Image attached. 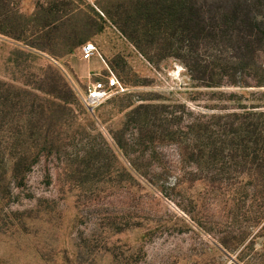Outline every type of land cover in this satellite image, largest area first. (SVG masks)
Wrapping results in <instances>:
<instances>
[{
    "label": "rangeland",
    "instance_id": "1",
    "mask_svg": "<svg viewBox=\"0 0 264 264\" xmlns=\"http://www.w3.org/2000/svg\"><path fill=\"white\" fill-rule=\"evenodd\" d=\"M140 2L0 0V264H264V168L224 126L264 87L204 86L194 43L137 49ZM89 41L128 88L93 112Z\"/></svg>",
    "mask_w": 264,
    "mask_h": 264
},
{
    "label": "trees",
    "instance_id": "2",
    "mask_svg": "<svg viewBox=\"0 0 264 264\" xmlns=\"http://www.w3.org/2000/svg\"><path fill=\"white\" fill-rule=\"evenodd\" d=\"M140 6L143 10L136 18L146 23L147 27L142 26L143 37H136L135 28L127 30L119 25L121 34L137 49L141 50L143 39L147 41L144 33L161 39L168 49L176 42L189 46L194 43L200 52L195 69L204 86L264 87V0H141ZM173 56L182 58L188 66L184 55ZM60 86L65 89V84ZM59 92L53 88L45 93L65 103ZM230 96L235 98L239 110L226 115L229 121L224 123L225 131L238 143L246 141L247 154L257 160L256 166L264 168V112L253 110L264 107V99L255 98L245 106L239 101L241 97ZM0 101L4 110L7 97L0 95ZM140 109L147 107L136 110ZM117 143L123 144L118 139ZM15 156L9 172L13 186H18L24 181L30 162L24 154Z\"/></svg>",
    "mask_w": 264,
    "mask_h": 264
},
{
    "label": "built area",
    "instance_id": "3",
    "mask_svg": "<svg viewBox=\"0 0 264 264\" xmlns=\"http://www.w3.org/2000/svg\"><path fill=\"white\" fill-rule=\"evenodd\" d=\"M80 55L85 61H90L93 57H97L106 71L105 74L100 71L92 72L91 75L98 78L89 81L85 88L78 93L79 102L87 111L93 112L111 96L128 91V88L109 69L93 42L84 43L80 48Z\"/></svg>",
    "mask_w": 264,
    "mask_h": 264
},
{
    "label": "crops",
    "instance_id": "4",
    "mask_svg": "<svg viewBox=\"0 0 264 264\" xmlns=\"http://www.w3.org/2000/svg\"><path fill=\"white\" fill-rule=\"evenodd\" d=\"M90 1H94V0H90Z\"/></svg>",
    "mask_w": 264,
    "mask_h": 264
}]
</instances>
